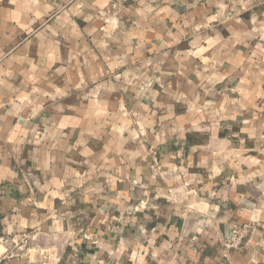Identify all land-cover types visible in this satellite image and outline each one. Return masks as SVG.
<instances>
[{"label":"crops","instance_id":"0c3cea01","mask_svg":"<svg viewBox=\"0 0 264 264\" xmlns=\"http://www.w3.org/2000/svg\"><path fill=\"white\" fill-rule=\"evenodd\" d=\"M0 262L264 264V0H0Z\"/></svg>","mask_w":264,"mask_h":264},{"label":"rangeland","instance_id":"374dc122","mask_svg":"<svg viewBox=\"0 0 264 264\" xmlns=\"http://www.w3.org/2000/svg\"><path fill=\"white\" fill-rule=\"evenodd\" d=\"M62 8H67V4L66 6H63ZM154 163L155 165L158 166L157 159H155ZM251 229H253V226H251L250 224L235 225L231 229L229 237H227L223 243L226 251L241 248ZM0 264H2V262H0Z\"/></svg>","mask_w":264,"mask_h":264}]
</instances>
